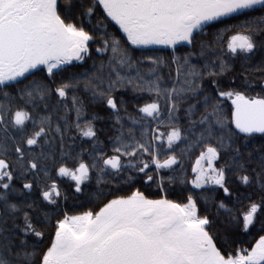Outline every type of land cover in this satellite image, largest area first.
I'll use <instances>...</instances> for the list:
<instances>
[{
  "label": "snow or ice",
  "instance_id": "1",
  "mask_svg": "<svg viewBox=\"0 0 264 264\" xmlns=\"http://www.w3.org/2000/svg\"><path fill=\"white\" fill-rule=\"evenodd\" d=\"M0 264H264V0H0Z\"/></svg>",
  "mask_w": 264,
  "mask_h": 264
},
{
  "label": "trees",
  "instance_id": "2",
  "mask_svg": "<svg viewBox=\"0 0 264 264\" xmlns=\"http://www.w3.org/2000/svg\"><path fill=\"white\" fill-rule=\"evenodd\" d=\"M233 23H235V21H232ZM210 31H213L215 32L216 29H210ZM164 54V53H162ZM91 64V61H89V65ZM238 67V66H237ZM167 71V70H166ZM173 75H175V70L173 69ZM87 99V98H86ZM228 105H230V101L227 102ZM129 111L131 112L132 111V108L131 106L129 107ZM101 115H105L104 113H101ZM96 126L98 129L101 130V140L105 141V144H106V147H105V150L107 152H111V146L110 144L108 143V140H109V136L114 134L115 132V129L112 125L111 122H109L107 120V118L103 119V120H99L96 122ZM80 144V141H77V145ZM85 148L88 147V145H84ZM79 150V149H78ZM163 158V157H162ZM195 162V155H193L191 158H188V159H185L184 160V165H185V168L188 170V173H189V177L191 176V165ZM151 191V190H150Z\"/></svg>",
  "mask_w": 264,
  "mask_h": 264
}]
</instances>
